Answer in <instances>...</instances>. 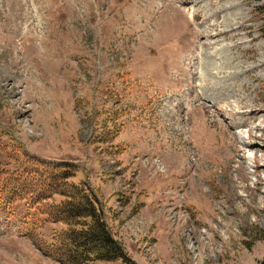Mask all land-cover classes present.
Here are the masks:
<instances>
[{"label": "rangeland", "instance_id": "rangeland-1", "mask_svg": "<svg viewBox=\"0 0 264 264\" xmlns=\"http://www.w3.org/2000/svg\"><path fill=\"white\" fill-rule=\"evenodd\" d=\"M27 153L125 255L89 264H264V0H0V170ZM4 200L0 264H58L67 225Z\"/></svg>", "mask_w": 264, "mask_h": 264}, {"label": "trees", "instance_id": "trees-1", "mask_svg": "<svg viewBox=\"0 0 264 264\" xmlns=\"http://www.w3.org/2000/svg\"><path fill=\"white\" fill-rule=\"evenodd\" d=\"M98 141L104 142L102 138ZM25 157L28 160L19 164V168L10 172L0 170V196L11 203L24 201L29 209L34 208L43 215L37 220L38 228L44 222L67 225L53 232L50 240L34 238L40 251L58 264H89L94 260L124 258L120 244L109 236L95 210L85 183L70 181L75 175V166L68 162L50 163L31 155ZM56 195L62 200H54Z\"/></svg>", "mask_w": 264, "mask_h": 264}, {"label": "bare ground", "instance_id": "bare-ground-1", "mask_svg": "<svg viewBox=\"0 0 264 264\" xmlns=\"http://www.w3.org/2000/svg\"><path fill=\"white\" fill-rule=\"evenodd\" d=\"M23 19V18H22ZM27 21V20H26ZM29 24V23H28ZM26 26V25H25ZM31 28H33V27H31ZM28 29V28H27ZM30 30V29H29ZM32 32H33V30H32ZM24 36L27 38V39H33V35H31V34H24ZM33 36V37H32ZM24 37V38H25ZM17 39V38H16ZM18 41V40H17ZM35 41V40H34ZM19 42V41H18ZM31 44V43H30ZM22 63V62H21ZM23 64V63H22ZM21 64V65H22ZM20 65V66H21ZM22 67H24V65H22ZM27 74V73H26ZM28 74H30V73H28ZM28 76V75H27ZM30 76V75H29ZM31 77V76H30ZM29 79V78H28ZM259 163V162H258ZM257 165H260V167H257L256 169H255V171H254V173L256 174V175H259V173H261V172H264V165H263V163H260V164H257Z\"/></svg>", "mask_w": 264, "mask_h": 264}]
</instances>
